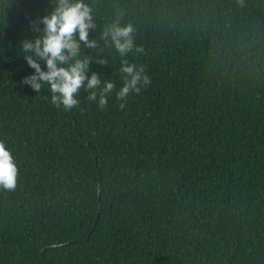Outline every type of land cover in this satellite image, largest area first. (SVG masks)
Instances as JSON below:
<instances>
[{"label":"trees","instance_id":"obj_1","mask_svg":"<svg viewBox=\"0 0 264 264\" xmlns=\"http://www.w3.org/2000/svg\"><path fill=\"white\" fill-rule=\"evenodd\" d=\"M85 2L109 61L89 75L122 85L101 38L119 12L152 82L123 109L83 89L57 108L21 83L20 53L54 5L0 0V141L19 170L0 188V264H264V0Z\"/></svg>","mask_w":264,"mask_h":264},{"label":"clouds","instance_id":"obj_2","mask_svg":"<svg viewBox=\"0 0 264 264\" xmlns=\"http://www.w3.org/2000/svg\"><path fill=\"white\" fill-rule=\"evenodd\" d=\"M243 6L244 0H237ZM51 12L36 17L31 30L39 33L34 39L21 42L22 56L34 72L22 78L36 93L47 85L51 104L65 111L80 107V90L87 92V100L103 110L108 97L115 93L119 107L126 106L131 94H139L152 82L145 65L130 62L128 54L144 52L143 45L134 39L135 27L131 23L121 25V13L108 23L101 32L105 46L112 47L122 58L119 73L122 85L117 90L110 79H101V74L90 72V63L107 65V57L91 53L98 48V41L89 38V30L96 27L92 7L85 0H51ZM41 24L43 27H41ZM87 50V53L85 52ZM46 66L42 68L41 64ZM18 166L13 154L0 141V188L14 191L17 186Z\"/></svg>","mask_w":264,"mask_h":264}]
</instances>
